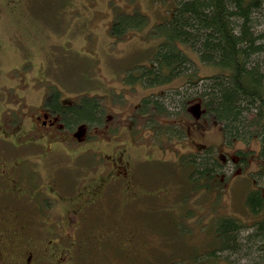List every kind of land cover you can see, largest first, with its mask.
Returning <instances> with one entry per match:
<instances>
[{
    "label": "flooded vegetation",
    "instance_id": "obj_1",
    "mask_svg": "<svg viewBox=\"0 0 264 264\" xmlns=\"http://www.w3.org/2000/svg\"><path fill=\"white\" fill-rule=\"evenodd\" d=\"M27 1L0 0V14L16 13ZM21 33L25 41L35 35ZM59 50L67 52L68 46L60 45ZM48 60L37 65L22 60L9 69L12 79L0 84V264H75L76 250L81 251L83 264L101 259L111 263L117 255L131 263L140 254L130 250V232L118 235L116 243L109 240L111 227L124 232L125 219L122 223L118 217L87 215L117 200L119 194L132 202L147 193L137 167L153 158L148 152L158 145L141 142L148 138L149 105L154 111L164 106L158 99L150 102L149 92L136 99L120 95L118 105L110 100L99 105L85 91L73 94L63 88L54 76L56 56ZM161 92L153 93L163 96ZM199 99L197 93L187 96L182 110L190 119L174 121L178 130L188 134L187 144L196 146L182 155L206 145L199 136L212 132V117L204 123L207 112L201 100L203 111L197 116L188 110ZM123 131L130 140L122 139ZM226 148L219 145L224 164L228 156L236 161ZM108 247L119 250L114 253Z\"/></svg>",
    "mask_w": 264,
    "mask_h": 264
},
{
    "label": "rangeland",
    "instance_id": "obj_2",
    "mask_svg": "<svg viewBox=\"0 0 264 264\" xmlns=\"http://www.w3.org/2000/svg\"><path fill=\"white\" fill-rule=\"evenodd\" d=\"M175 1L28 0L25 6L15 9L16 13L0 14V84H7L8 79H12L9 69L22 60L30 59L37 65L49 63L48 59L56 56L57 71L54 76L69 93L85 91L93 95V101L99 105L108 100L118 105L120 95L125 94L129 98L134 95L136 99L149 92L150 102L158 99L168 109L167 112L154 111L152 105L148 107L151 111L150 121L145 123V136L148 135V138H143L141 143L151 147L158 145V148L148 152L152 153V159L137 167L145 186L143 190L147 189V193H142L132 202L119 194L114 202L92 209L87 215L109 220L119 217L117 219L122 223L125 219L124 232L117 231L119 226L111 227L113 236L109 240L116 243L118 235L130 232L131 239H134L129 243L130 250L138 245L136 249L140 255L134 257L131 263L117 255L111 263L101 262V259L99 263L93 264H205L206 251L212 246L213 219L224 214L242 220L250 216L245 204V192L252 183L243 170L238 173L237 169L234 172L231 170L229 179L219 180V184L212 189H193L188 176L190 167L179 159V155L185 151L196 148L187 144L188 134L182 129L178 130L174 122L178 117L185 122L190 119L182 107L185 98L196 91L189 90V84L187 88L184 86L189 75H211L218 72L220 67L202 63L194 49L179 45L188 57V67L183 74L164 84L148 86L141 81L128 84L126 76H123L132 74V78H135L138 66L150 64L159 41L152 31L167 18ZM126 11L143 14L142 23L121 34L110 33L114 17ZM24 31L34 33L36 37L31 35L29 41L22 40L20 36ZM19 45H23V48ZM60 45L68 46L67 52L60 51ZM155 91L165 94L160 96L159 93H153ZM189 91L192 93L187 94ZM95 93H102L103 97ZM198 101L200 99L195 102ZM205 116L204 123L212 117V132L199 136L200 142L220 143V138L216 137L221 132L217 127L219 123L209 112ZM122 139L130 140L131 136L123 131ZM250 146L257 148L258 144L252 141ZM137 150L141 154L145 151H142L143 148ZM228 155H232V151ZM254 166L255 162L249 160L247 167L252 169ZM108 249L114 253L119 250L114 247ZM74 254V263L83 264L81 251L76 250Z\"/></svg>",
    "mask_w": 264,
    "mask_h": 264
},
{
    "label": "trees",
    "instance_id": "obj_3",
    "mask_svg": "<svg viewBox=\"0 0 264 264\" xmlns=\"http://www.w3.org/2000/svg\"><path fill=\"white\" fill-rule=\"evenodd\" d=\"M143 16L137 11L119 13L110 33L139 27ZM152 32L159 37L152 61L138 66V77L128 74L127 81L164 84L183 74L188 57L179 45L194 49L202 63L220 67L203 77L187 74L188 89L196 91L221 130L215 135L220 143L208 142L198 151L180 156L190 167L193 189H212L219 180L227 181L231 170L245 165V176L252 183L245 192L247 219L229 214L213 219L212 246L206 251L205 264H264V0H176L167 18ZM252 141L257 148L250 146ZM221 144L236 155V161L228 156L224 164ZM249 160L255 162L252 169L247 167Z\"/></svg>",
    "mask_w": 264,
    "mask_h": 264
},
{
    "label": "water",
    "instance_id": "obj_4",
    "mask_svg": "<svg viewBox=\"0 0 264 264\" xmlns=\"http://www.w3.org/2000/svg\"><path fill=\"white\" fill-rule=\"evenodd\" d=\"M199 108H200V103L199 102H196L194 105H191L188 108V110L191 111L192 113H194L195 116H197L199 114V112L203 111V109H200L199 110ZM78 131L81 132L80 129Z\"/></svg>",
    "mask_w": 264,
    "mask_h": 264
}]
</instances>
